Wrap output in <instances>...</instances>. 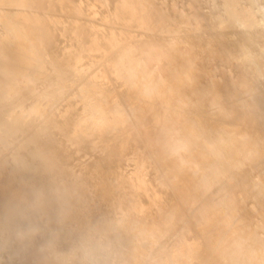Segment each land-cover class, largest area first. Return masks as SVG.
Masks as SVG:
<instances>
[{
  "label": "bare ground",
  "instance_id": "obj_1",
  "mask_svg": "<svg viewBox=\"0 0 264 264\" xmlns=\"http://www.w3.org/2000/svg\"><path fill=\"white\" fill-rule=\"evenodd\" d=\"M55 1L0 0V264H264V94L228 68L263 64V5Z\"/></svg>",
  "mask_w": 264,
  "mask_h": 264
},
{
  "label": "rangeland",
  "instance_id": "obj_2",
  "mask_svg": "<svg viewBox=\"0 0 264 264\" xmlns=\"http://www.w3.org/2000/svg\"><path fill=\"white\" fill-rule=\"evenodd\" d=\"M55 1V0H54ZM172 1V2H171ZM183 1V2H182ZM187 1V2H186ZM189 1L190 0H167V4L169 5L168 6V10L169 11H172V8L171 7H173V3H176L177 4V6L179 7L180 5V8L181 9H184L185 11H184V13H186V15L187 16H189L190 15V13H191V10H189V7H188V3H189ZM260 1H262V3L263 4H258V3H261ZM255 0V3L256 4H254V5H256L254 8H259L261 5H263L262 7H260V8H262V9H258V10H255L257 13H260V12H262V13H264L263 11H264V0ZM56 3L58 2V0H56L55 1ZM185 2V3H184ZM201 2L202 3H205L206 2V0H201ZM217 2H218V0H216V1H214V3L212 4V7L210 8V10H209V8H207L208 10H204V11H207V12H209L210 14H212V15H218V14H221L223 11H222V8L220 7V5L219 4H217ZM179 3V4H178ZM219 5V6H218ZM257 5H258V7H257ZM176 6V7H177ZM187 6V7H186ZM99 8L100 9H102V7L101 6H99ZM217 8V9H216ZM206 9V8H205ZM44 11H45V13L46 14H50V13H53L54 15H58V16H60V10H58V9H56V10H48L47 9V7H44V9H43ZM214 10H216V11H214ZM219 10V11H218ZM86 12L84 13V14H80V15H78V19L79 20H81V21H84V22H89V23H94V24H99V25H101V26H104L106 23L100 18V17H94L93 15L92 16H90L91 14H89L88 13V11L87 10H85ZM190 11V12H189ZM189 12V13H188ZM216 13V14H215ZM261 13V14H262ZM63 16L64 17H68V14H66V13H64L63 14ZM178 19V18H177ZM186 24V27L184 28V30L182 31V33H181V35H182V37L184 38V39H186V38H191V37H193V32H192V30L190 29V23H188V22H185ZM200 25L201 24H199V27H200ZM260 28L262 29V32H263V37H264V24H262L261 26H260ZM0 29H1V25H0ZM51 31H53V29H54V38H53V43H52V45L50 46V47H52V46H54V43H55V41L57 42V41H59L58 42V46H62V45H65V44H67V43H69V41H70V34H68V33H66V34H64L63 33V28H62V26H54V28H53V24H51ZM132 29H134L136 32L135 33H139L140 34V30H142V31H146V30H144V28H139L138 26H134V27H132ZM189 29V30H188ZM200 29H201V32L203 33V37H201V39L200 40H198L199 42H201L203 39L204 40H206V39H213L214 37H215V33H213L212 32V30H210V28H202V26L200 27ZM56 30V31H55ZM222 31H223V35L225 36V38L227 39V40H229V42L230 43H238L240 40H241V38H242V36L244 35V29H242V28H235V29H233V28H222L221 29ZM242 30V31H241ZM225 31V32H224ZM147 32V31H146ZM63 33V34H62ZM170 37H172V36H170ZM196 39V38H195ZM197 40V39H196ZM203 40V41H204ZM262 53H264V49H263V52ZM233 55H237V53H235V54H233ZM263 56H264V54H263ZM250 61V60H249ZM249 61H240V62H237V63H229L228 64V68H233V66L234 65H244L243 67H244V70L245 71H247V72H249V76H251V77H255V76H257L256 78H258L257 80H258V82H259V87L260 88H258V90H255L254 92L255 93H263L264 94V78H261V77H264V62H262L263 64H261L260 62H254V61H252V62H249ZM244 62V63H243ZM257 63V64H256ZM249 65V66H248ZM230 66V67H229ZM258 66H260V72L256 69V68H258ZM255 68V69H254ZM251 71V72H250ZM253 72V73H252ZM257 74V75H256ZM114 81V89L116 90V91H118V92H122V91H125L126 90V82H125V80L123 79V78H121V79H119V78H117V79H114L113 80ZM125 82V83H124ZM72 95V94H71ZM71 95H69V94H67V95H65V99L62 101V104L63 103H66V102H64L68 97H72ZM61 105V104H60ZM59 105V106H60ZM56 106L57 105H55V106H53V107H51V108H49L48 110H47V114H50L52 111H54V109L56 108ZM147 143H149V139L147 138V137H143L139 142H138V145L140 146V147H144ZM133 146H134V143H131V145H130V148H129V152H131L132 151V148H133ZM250 163V164H249ZM252 163L253 162H249L248 161V163H247V167L250 169L249 171H251L252 172V174L253 175H255V174H257V175H260V176H262L263 175V171H261L260 169H259V167H255L254 166V163H253V165H252ZM232 190H233V193H232V196H231V198H238V197H241V196H244V197H247V191L243 188V186L240 184V183H238L237 184V181L236 182H233V185H232ZM240 192V193H239ZM237 193V194H236ZM240 194V195H239ZM238 195V196H237ZM245 203V202H244ZM243 207H244V205H243ZM194 216V217H193ZM191 215V217L195 220V221H201L202 220V218L201 217H199L198 215ZM233 219H235L236 220V218H233ZM234 220V221H235ZM197 236H198V233H197V231H192L191 233H189V237H190V240H194V239H198L197 238ZM193 237V238H192ZM40 246L38 245V246H36V248H39Z\"/></svg>",
  "mask_w": 264,
  "mask_h": 264
}]
</instances>
